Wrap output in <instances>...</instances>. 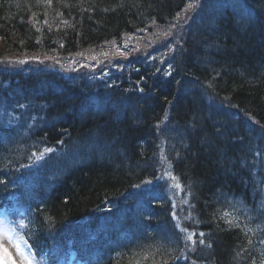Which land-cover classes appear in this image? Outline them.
I'll use <instances>...</instances> for the list:
<instances>
[{
  "label": "trees",
  "instance_id": "1",
  "mask_svg": "<svg viewBox=\"0 0 264 264\" xmlns=\"http://www.w3.org/2000/svg\"><path fill=\"white\" fill-rule=\"evenodd\" d=\"M0 37V61L90 58L95 81L0 63V210L39 264H264V0H0Z\"/></svg>",
  "mask_w": 264,
  "mask_h": 264
},
{
  "label": "snow or ice",
  "instance_id": "2",
  "mask_svg": "<svg viewBox=\"0 0 264 264\" xmlns=\"http://www.w3.org/2000/svg\"><path fill=\"white\" fill-rule=\"evenodd\" d=\"M169 67H171V65H169ZM157 71H159V69ZM170 74H171L170 72L166 73V75H170ZM157 127H159V125H157ZM48 151H51V150L49 149ZM257 155H259V153H257ZM162 163L164 165H167V167L165 168V170L162 174L155 176V181H165L166 179L175 180L176 177L171 172V162L168 161L166 157H164ZM143 184L153 185L154 180L153 179L145 180V181H143ZM140 186L141 185H136L135 187L139 188ZM175 186L180 187V185H175ZM172 215H173V218L176 219V214L173 213ZM225 215H228V214L226 213ZM225 222L228 223L229 225H231L233 223V219L226 220ZM237 226H239V225H237ZM176 227L179 228V230L181 232L186 233V235L184 237V239L186 241H190L192 244H195L197 241H196V239H194V237H196L198 235L199 237H201V239H199V243L202 245L205 243L204 239H202V237H204V235H205L203 232H200L198 234L195 232H188L187 229L180 228L179 223L176 224ZM248 243L251 244V240H249ZM262 243H264V241H262ZM208 246L210 247L211 245H208ZM16 248L18 250H20V245L16 244ZM0 252H2L3 256L7 257L11 261V264H19V262L17 260L11 259V254L8 252L7 247L3 246L2 244H0ZM20 255L23 258V260L25 261V264H38V262L36 260V256L34 253L28 254L25 251L20 250ZM46 258H47V254H45V256L42 257V259H45V260H46ZM0 264H5V262L2 260V258H0ZM253 264H255L254 261H253Z\"/></svg>",
  "mask_w": 264,
  "mask_h": 264
},
{
  "label": "rangeland",
  "instance_id": "3",
  "mask_svg": "<svg viewBox=\"0 0 264 264\" xmlns=\"http://www.w3.org/2000/svg\"><path fill=\"white\" fill-rule=\"evenodd\" d=\"M0 244L7 247L8 252L11 254V259H15L19 262V264H25V261L20 255V250L16 248V244H18L17 239L13 236L12 232L8 228L7 224L4 220L0 219ZM0 258L5 262V264H11V261L3 256L2 252H0Z\"/></svg>",
  "mask_w": 264,
  "mask_h": 264
},
{
  "label": "bare ground",
  "instance_id": "4",
  "mask_svg": "<svg viewBox=\"0 0 264 264\" xmlns=\"http://www.w3.org/2000/svg\"><path fill=\"white\" fill-rule=\"evenodd\" d=\"M256 16L257 13L255 12H251L247 17L253 20V23H256ZM257 29H255V31H253V35H255L257 33ZM252 32V31H251ZM232 34H235L233 32H231ZM247 152L244 150V154H246ZM260 159V158H259ZM240 219L243 220L244 222H251L252 224H254L255 221V214L252 211H249L248 213H246L244 216H240Z\"/></svg>",
  "mask_w": 264,
  "mask_h": 264
}]
</instances>
